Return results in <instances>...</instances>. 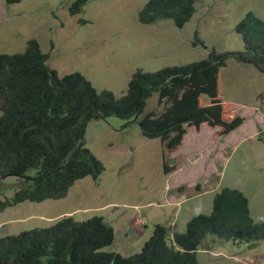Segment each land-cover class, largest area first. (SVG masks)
Listing matches in <instances>:
<instances>
[{
    "label": "rangeland",
    "instance_id": "rangeland-1",
    "mask_svg": "<svg viewBox=\"0 0 264 264\" xmlns=\"http://www.w3.org/2000/svg\"><path fill=\"white\" fill-rule=\"evenodd\" d=\"M148 1L88 0L71 16V0H0V54L22 53L36 40L59 76L81 73L97 91L121 97L138 69L200 61L213 49L242 51L237 23L248 11L264 21V0H196L182 28L170 19L145 25L138 13ZM221 93L245 122L223 137L206 124L199 131L187 128L182 145L168 157L175 168L169 174L161 141L145 138L137 123L114 116L91 120L85 144L104 164L100 178L78 180L60 200L7 208L0 213V237L49 227L64 216H101L115 233L104 250L130 256L155 225H165L171 236L183 232L194 215L210 214L214 196L225 187L241 190L254 221H264V73L230 59L221 70ZM156 108L154 95L144 114ZM25 185L16 176L0 178V198H11ZM197 257L199 264H264V240L247 244L208 235Z\"/></svg>",
    "mask_w": 264,
    "mask_h": 264
},
{
    "label": "trees",
    "instance_id": "trees-1",
    "mask_svg": "<svg viewBox=\"0 0 264 264\" xmlns=\"http://www.w3.org/2000/svg\"><path fill=\"white\" fill-rule=\"evenodd\" d=\"M4 1L13 5L22 0ZM71 1V16L88 2ZM195 4L149 0L138 20L148 25L170 19L182 28ZM235 31L242 37V51L213 49L200 61L154 72L138 69L121 97L97 91L81 73L59 76L36 40H29L22 53L0 54V178L16 176L26 183L11 198H0V213L26 201L63 199L78 180L100 178L104 164L85 144L93 119L114 116L135 122L145 138L159 139L165 174L175 170L168 157L182 145L187 128L199 131L206 124L217 128L220 137L237 130L246 118L223 101L221 70L233 59L264 73V21L248 11ZM154 95L157 108L144 114ZM208 235L251 244L264 240V221H254L241 190L225 187L214 196L210 214L194 215L183 232L171 236L165 225H155L141 250L130 256L104 250L115 233L103 217L78 221L64 216L49 227L0 237V264H199L198 248Z\"/></svg>",
    "mask_w": 264,
    "mask_h": 264
},
{
    "label": "crops",
    "instance_id": "crops-1",
    "mask_svg": "<svg viewBox=\"0 0 264 264\" xmlns=\"http://www.w3.org/2000/svg\"><path fill=\"white\" fill-rule=\"evenodd\" d=\"M204 125V124H203ZM202 127V126H201Z\"/></svg>",
    "mask_w": 264,
    "mask_h": 264
}]
</instances>
